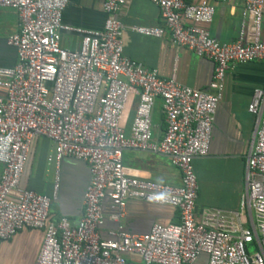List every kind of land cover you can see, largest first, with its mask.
<instances>
[{"label":"built area","instance_id":"1","mask_svg":"<svg viewBox=\"0 0 264 264\" xmlns=\"http://www.w3.org/2000/svg\"><path fill=\"white\" fill-rule=\"evenodd\" d=\"M106 14L101 30L63 24L68 0H0L13 10L19 30L7 38L17 53L13 67L0 66V240L25 229L44 231L35 264H264V90H254L248 112L257 118L255 141L247 157L246 193L239 210L196 211L198 180L193 162L208 156L212 129L230 66L264 62V0H244L238 38L221 43L208 30L215 8L186 0H151L159 6L172 44L187 48L215 65L211 92L166 79L124 54V24L119 13L126 0H101ZM226 2L228 0H222ZM160 38L161 28L132 27ZM81 36L80 47L61 45L62 32ZM131 96L138 98L127 134L122 118ZM161 100L166 130L153 139L152 114ZM38 137L49 139V161L85 162L91 179L84 212L72 224L50 220L52 199L21 186ZM127 150L167 157L181 173L173 186L131 175L123 164ZM118 224L101 236L104 200ZM169 206L179 223L153 224L148 233L128 234L119 225L128 201ZM254 246V254L248 247Z\"/></svg>","mask_w":264,"mask_h":264},{"label":"crops","instance_id":"2","mask_svg":"<svg viewBox=\"0 0 264 264\" xmlns=\"http://www.w3.org/2000/svg\"><path fill=\"white\" fill-rule=\"evenodd\" d=\"M207 2L214 6L213 22L208 25L210 35L221 43L234 42L238 38L242 21L244 0H186L187 4ZM124 24V54L141 63L148 70H157L162 78L174 77L183 85L202 92H211L215 65L200 58L187 48H177L171 42L158 5L151 0H126L119 13ZM106 14L101 0H68L63 13V24L72 28L101 30ZM132 27L164 29L160 38L133 31ZM19 30L17 14L10 9H0V66L13 67L17 62L16 50L7 44V38ZM264 39V14L262 22ZM81 36L64 31L61 45L68 50L80 47ZM264 90V62L255 61L230 66L218 104L212 129L208 156L194 160L198 180L196 211L219 209L225 212L239 210L241 197L246 193L247 157L255 141L257 118L248 112L254 90ZM138 98L131 96L122 118V126L130 133ZM153 139L160 141L166 130L161 100H157L152 114ZM53 143L44 137L34 140L29 161L21 180L24 189L52 199L49 218L58 221L67 218L76 224L84 212V195L91 179L89 166L74 158H64L57 164L49 161ZM123 164L131 175L178 186L181 173L170 160L160 154L139 150L123 153ZM1 170V167H0ZM106 221L101 236L109 238V232L118 224L108 216L113 212L109 199L104 200ZM179 211L169 206L148 204L137 200L127 203L125 216L119 225L128 234L142 235L153 224H178ZM44 241V231L25 229L11 240H0V264H35Z\"/></svg>","mask_w":264,"mask_h":264},{"label":"rangeland","instance_id":"3","mask_svg":"<svg viewBox=\"0 0 264 264\" xmlns=\"http://www.w3.org/2000/svg\"><path fill=\"white\" fill-rule=\"evenodd\" d=\"M256 252H257V250H256V248L254 246L248 247V253L249 254L252 255V254H254ZM206 261H207V256L203 255V256H201L198 264H205Z\"/></svg>","mask_w":264,"mask_h":264}]
</instances>
